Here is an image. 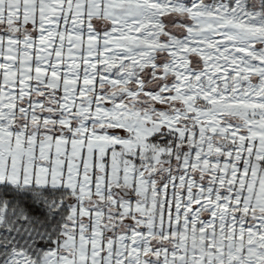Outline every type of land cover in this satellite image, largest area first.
<instances>
[{"label":"snow or ice","instance_id":"1","mask_svg":"<svg viewBox=\"0 0 264 264\" xmlns=\"http://www.w3.org/2000/svg\"><path fill=\"white\" fill-rule=\"evenodd\" d=\"M0 264H264V0H0Z\"/></svg>","mask_w":264,"mask_h":264}]
</instances>
